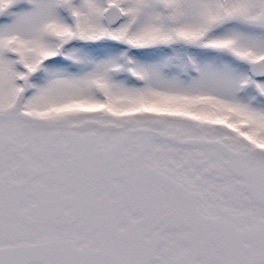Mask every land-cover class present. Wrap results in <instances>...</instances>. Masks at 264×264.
Here are the masks:
<instances>
[{
    "label": "snow or ice",
    "instance_id": "6c2138e0",
    "mask_svg": "<svg viewBox=\"0 0 264 264\" xmlns=\"http://www.w3.org/2000/svg\"><path fill=\"white\" fill-rule=\"evenodd\" d=\"M0 264H264V0H0Z\"/></svg>",
    "mask_w": 264,
    "mask_h": 264
}]
</instances>
